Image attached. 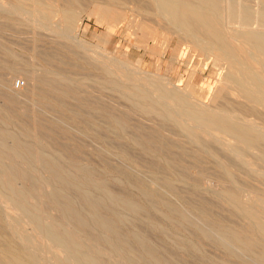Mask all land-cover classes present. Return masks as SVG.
Returning a JSON list of instances; mask_svg holds the SVG:
<instances>
[{"label": "bare ground", "instance_id": "obj_1", "mask_svg": "<svg viewBox=\"0 0 264 264\" xmlns=\"http://www.w3.org/2000/svg\"><path fill=\"white\" fill-rule=\"evenodd\" d=\"M89 6L161 62L92 56ZM0 264H264V0H0Z\"/></svg>", "mask_w": 264, "mask_h": 264}, {"label": "rangeland", "instance_id": "obj_2", "mask_svg": "<svg viewBox=\"0 0 264 264\" xmlns=\"http://www.w3.org/2000/svg\"><path fill=\"white\" fill-rule=\"evenodd\" d=\"M84 3H87V2L85 1ZM92 11H93L92 6H89L86 10L83 9L82 12L80 13V18L82 19V21H81V24H80L81 26H80V28L78 30V34H77V38L79 40L87 43L91 47L90 51L93 54V55L91 54L92 56L96 57L97 54L98 55L101 54L102 51H100L99 49L102 48V49L107 51L105 56H109L110 53H112V54L116 55L118 59L120 58L119 60H121V61L125 60V61H131V62L135 63L137 60H141L143 67H147L151 63H154V62H156L157 64H159L161 62L160 52L163 49V47L161 46V48L160 47L158 48L156 46V48H153L154 50L152 48H150L149 50L145 51L144 48L141 46V44H139L137 42V38L132 33H130V31H128L126 29L125 20H122V19L118 20L117 24H114V22L111 24V26H112L111 30H110L111 35L106 37L107 43L105 44V46L100 45L98 40L96 38H94V36H98L99 38L103 39L104 38L103 36L107 31V25H106L107 23L105 21H102V24H99L98 18H96V16L93 15ZM135 15L131 21V23L134 22V23H132L133 26H134V24H135V26H138V22L140 24L139 26H141V25H142V27L146 26V25L149 26V23L146 22V20H143V18L141 16H139L137 14H135ZM137 17H138V19H137ZM139 17H141V18H139ZM135 22H137V23H135ZM164 39L165 38L162 39V42H165ZM47 45H46V48H49V45H48V47H47ZM94 45L97 46L98 50ZM94 48H95V50H94ZM108 51H109V53H108ZM94 53H96V55ZM163 67L165 68L166 64H164ZM17 74L18 73L13 75L16 77H13L11 85H10L11 87L7 89L8 92L11 93L12 95H16L17 98L19 97L18 98L19 101L22 100L20 102L22 103V105L24 107H26V109H27V111H29V113L31 111H38V113L42 114L44 120L46 119V120H53V121L54 120L55 121H61L62 125L65 128H67V129L71 130V132H73L72 135L74 136V139L77 136L75 139L77 142L76 141L75 142L72 141V142L76 145L80 144L79 146L84 147V148L81 147L82 148L81 152H85L87 154V156H86V154L83 153L85 156V157H83V160H84L83 164H85V165L91 164L93 167H95V168L98 167L97 169H99L101 167L100 165H98L99 160L93 155H92L93 156L92 157L90 153H91V149H92L91 147H94L95 149L97 147V149L100 148L101 150H103L102 142L98 141L97 139H95L91 135L90 136L87 135L88 137L87 136L85 137L84 134L79 133L80 131L78 130V126L76 125V123H73L72 121L67 119L65 114L61 113L62 111L61 112H59V111H48V110L42 109V107H40L39 105H36V106L31 105L32 103L29 102L30 96L27 93L29 88H28V86L24 85L25 84L24 75L22 73L21 74L19 73L18 75ZM206 76H207V74H206ZM17 80L24 82L23 86H22L23 88L22 87L17 88V89L15 88L14 85H15V82ZM26 88H28V89H26ZM22 89H25V91L23 90V92H21ZM24 92H26V93H24ZM26 95L29 97H27ZM32 109H34V110H32ZM40 111H43V112H40ZM61 114H63V115H61ZM62 116H63V118H62ZM75 125H76V127H75ZM42 143H44V142L42 141ZM84 143H85V146L83 145ZM86 144L90 145L91 147L86 146ZM86 147H88V148H86ZM104 151H105V154L107 153L106 157L111 162L115 163V161H116L117 164L122 163V162H119V160H120L119 158H117L111 154L112 153L111 151H108V150H104ZM135 170L136 169H134V172H135ZM135 174L138 176L139 175L142 176V178H145V177H146V179L148 177L150 178V175L148 173L146 174V172L143 169L141 171L140 168L136 170ZM43 175L45 176V174H43ZM147 180H149V179H147Z\"/></svg>", "mask_w": 264, "mask_h": 264}, {"label": "built area", "instance_id": "obj_3", "mask_svg": "<svg viewBox=\"0 0 264 264\" xmlns=\"http://www.w3.org/2000/svg\"><path fill=\"white\" fill-rule=\"evenodd\" d=\"M15 88L17 89V88H20L21 86H23V82L22 81H20V80H17L16 82H15Z\"/></svg>", "mask_w": 264, "mask_h": 264}]
</instances>
